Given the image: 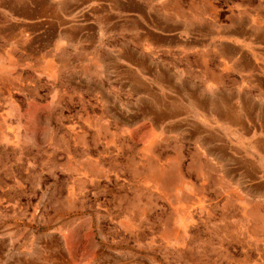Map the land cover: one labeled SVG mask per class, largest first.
<instances>
[{"label":"rangeland","instance_id":"obj_1","mask_svg":"<svg viewBox=\"0 0 264 264\" xmlns=\"http://www.w3.org/2000/svg\"><path fill=\"white\" fill-rule=\"evenodd\" d=\"M30 1L0 0V251L66 229L89 264H264V170L256 157L235 167L246 138L109 114L39 53L21 18ZM131 1L152 33L191 32L196 13L206 32L245 15L264 27V0ZM101 248L120 260L96 262Z\"/></svg>","mask_w":264,"mask_h":264},{"label":"crops","instance_id":"obj_2","mask_svg":"<svg viewBox=\"0 0 264 264\" xmlns=\"http://www.w3.org/2000/svg\"><path fill=\"white\" fill-rule=\"evenodd\" d=\"M52 1L45 12L31 0L21 18L32 25L27 30L39 53L51 51L59 79L81 88L111 115L182 122L185 131L196 129L203 138L231 130L227 134L246 138L235 167L244 174L256 157L264 170V27L249 24L245 15L230 17L220 32H206L196 13L191 32L170 30L164 21L152 33L147 15L131 9L135 1ZM133 23L137 28L129 30ZM66 233L36 235L14 253L0 251V264H89L75 260ZM95 258L114 262L120 255L101 248Z\"/></svg>","mask_w":264,"mask_h":264}]
</instances>
